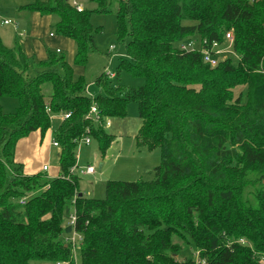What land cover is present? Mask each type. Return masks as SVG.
<instances>
[{"label": "trees", "instance_id": "trees-1", "mask_svg": "<svg viewBox=\"0 0 264 264\" xmlns=\"http://www.w3.org/2000/svg\"><path fill=\"white\" fill-rule=\"evenodd\" d=\"M95 2V11H106L107 0ZM26 7L55 15L56 32L76 44L73 64L87 63L98 31L91 11H78L68 0ZM115 19L125 47L116 72L143 83L127 87L103 72L95 79L102 93L95 96L64 56L49 52L33 73L34 59L0 38V98L18 100L13 112L0 109V264H73L67 241L73 231L81 235L80 264H195V257L176 258L181 246L174 236L206 264H261L264 0H118ZM227 32L237 58L204 63L201 48L222 43ZM194 35L197 46L180 50ZM130 101L141 119L136 146L160 150L154 179H110L104 198L86 197L72 172L80 141L89 135L104 155L114 140L106 121L124 117ZM92 105L101 117L97 124ZM54 116L59 172L25 174L14 160L16 142L36 130L43 136Z\"/></svg>", "mask_w": 264, "mask_h": 264}, {"label": "rangeland", "instance_id": "rangeland-1", "mask_svg": "<svg viewBox=\"0 0 264 264\" xmlns=\"http://www.w3.org/2000/svg\"><path fill=\"white\" fill-rule=\"evenodd\" d=\"M36 0H0V38L4 45L8 47L14 46L15 33L13 31L14 23H18L19 32L32 25V15L36 11L29 10L26 6ZM45 1V0H41ZM74 6H79L81 9L91 11L90 21L95 29H98L94 36L95 49L89 53L87 63L85 65L73 64L74 54L76 52V44L74 40L58 34L55 30L57 17L51 15V24L34 25L32 28L37 30L35 38L44 45L47 54L55 53L56 56H64L66 61L71 64L74 76L79 73L84 76L87 87L86 93L89 96H95L102 93L100 87L95 83V79L103 72L107 74L112 81H118L127 87H136L143 83V79L138 76H133L131 73L120 70L116 72L120 57L125 56L124 45L118 42L116 35V19L115 11L117 9L118 0H107L106 11H95L97 3L95 0H68ZM39 16L41 14H38ZM42 16V15H41ZM8 20L9 23H3ZM184 24H191L189 21H184ZM51 31L55 35V42L50 43L48 33ZM197 35H194V45L197 46ZM110 47H114L112 50ZM59 48V53L56 49ZM34 58V57H29ZM38 68H34L33 73ZM117 73V75H116ZM113 75V76H111ZM115 76V77H114ZM45 95L50 92V86L45 85L43 88ZM18 106V100L13 97H1L0 109L3 112H13ZM112 126L118 138L115 137L104 155H101L98 144L91 139L89 145L80 144L77 154V166L83 169L86 166H93L95 173L93 174H78L79 187L81 192L86 197L104 198L105 185L108 180L120 181H151L154 179L153 168L160 164V150L154 148L148 150L146 147H138L135 143V136L141 126V119L138 115L137 103L130 101L127 106V112L124 117H112ZM111 119V118H110ZM94 124L98 123L94 117ZM59 122L58 118L52 119V127L49 129L52 133ZM110 131V128H107ZM52 136V135H51ZM133 137V139L131 138ZM43 138V137H42ZM47 166L51 168L57 167L58 162L55 161V155L49 161L43 160ZM57 174V173H56ZM74 212V211H72ZM69 234H67L68 236ZM71 235V234H70ZM173 242L178 243L181 248L176 256L177 259L194 257L195 249L183 243L178 237H172ZM80 242L76 246V251L73 255V264H80ZM29 264H52L31 260Z\"/></svg>", "mask_w": 264, "mask_h": 264}, {"label": "crops", "instance_id": "crops-1", "mask_svg": "<svg viewBox=\"0 0 264 264\" xmlns=\"http://www.w3.org/2000/svg\"><path fill=\"white\" fill-rule=\"evenodd\" d=\"M38 14L40 13H34V16L32 15L31 17V19L34 20L32 25H29L26 29H22V31L20 32L18 30V27L20 25L18 23H14V25L12 26L13 31L15 33L14 46L18 45L28 58L34 57V68H38L36 63L40 61H45L48 58V54L47 51H45L44 49V45H42L35 38V36H37V30H34L32 27L34 25H38V22L39 24H51V15L39 16ZM48 36L50 38V43H54L56 40L54 38L55 35L52 34L50 31L48 33ZM58 49L59 48L56 49V51H58L57 53H59ZM34 68L31 70L32 72L34 71ZM79 75L81 74L79 73ZM112 121H114L113 118L108 119V124L106 127L110 128V131H112L111 134L114 135V138H118L120 135H117L118 133L115 132L113 129L116 123L112 126ZM131 138L133 139V137ZM59 153L60 148L52 144L51 131L48 130L43 136H41L39 130H36L29 133L27 136L20 138L16 142L14 149V160L15 162L22 164L23 172L25 174H35L38 172H44L48 177H55L59 172L58 168H51L47 166V164L44 163L43 160L49 161L55 155V161L58 162ZM44 165L47 166L46 170L43 169Z\"/></svg>", "mask_w": 264, "mask_h": 264}, {"label": "built area", "instance_id": "built-area-1", "mask_svg": "<svg viewBox=\"0 0 264 264\" xmlns=\"http://www.w3.org/2000/svg\"><path fill=\"white\" fill-rule=\"evenodd\" d=\"M254 1V0H251ZM76 9L78 11L81 10V8L79 6H75ZM3 23H9L8 20L3 21ZM194 41L191 42H185L183 41L182 43H180L178 45L180 50H189V49H194ZM205 42V41H204ZM232 45H233V37L232 34L230 32L225 33L224 39L222 43H218L216 41L212 42L211 45L209 47H202L201 48V55H202V61L206 64H208L209 66H215L218 64L219 61H222L224 59H226L227 57L233 56L237 58V55L234 53L233 49H232ZM114 47H110V49L112 50ZM264 72V71H263ZM113 76V75H111ZM90 116H92L96 119V120H100L101 117L98 114L97 108L95 105H92L89 111ZM69 116V113H65L62 115L63 118H67ZM58 116H54V118H56ZM106 124H108V121H106ZM91 141V137L89 135H86L84 138L81 139L80 144H85V145H89ZM52 144L54 146H58L57 142L54 141L52 139ZM47 166H43V169L46 170ZM72 172L80 174H92L95 172V168L93 166H86L83 169H79L77 164L73 166L72 168ZM19 202L22 204L25 202V198H22L19 200ZM75 220L76 217L74 214H71L69 217V224L74 225L75 224ZM81 240V235L76 232L73 231L72 234L67 238V241L70 243L71 246V252H72V258L73 255L76 251V246L78 245V242H80ZM238 243L242 244V245H248L251 246V244L244 238H239L237 239ZM229 244H231L229 242ZM195 264H206V261L203 257H200L198 254V251H195ZM259 257V261L261 262V264H264V252L258 254ZM56 264H69L68 261H64V262H59Z\"/></svg>", "mask_w": 264, "mask_h": 264}, {"label": "water", "instance_id": "water-1", "mask_svg": "<svg viewBox=\"0 0 264 264\" xmlns=\"http://www.w3.org/2000/svg\"><path fill=\"white\" fill-rule=\"evenodd\" d=\"M80 195H81V193H80Z\"/></svg>", "mask_w": 264, "mask_h": 264}]
</instances>
